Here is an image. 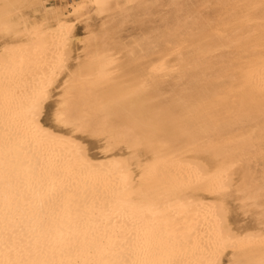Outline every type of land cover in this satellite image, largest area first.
<instances>
[{
    "label": "bare ground",
    "instance_id": "obj_1",
    "mask_svg": "<svg viewBox=\"0 0 264 264\" xmlns=\"http://www.w3.org/2000/svg\"><path fill=\"white\" fill-rule=\"evenodd\" d=\"M99 2L0 0V264H264V0Z\"/></svg>",
    "mask_w": 264,
    "mask_h": 264
},
{
    "label": "snow or ice",
    "instance_id": "obj_2",
    "mask_svg": "<svg viewBox=\"0 0 264 264\" xmlns=\"http://www.w3.org/2000/svg\"><path fill=\"white\" fill-rule=\"evenodd\" d=\"M101 3L99 2V0H97V4L96 7H101ZM73 15H75V13H72ZM14 24L15 22L12 20H8L5 19L4 21L0 22V30H3V34L6 37H12L14 32ZM75 27L74 23H69L68 24V28L72 29ZM48 97V92L47 90L44 92L43 94V99H38L33 101L32 107L30 109V116L28 118V122L30 125L33 126L34 130L37 133L42 134L45 138L47 139H52L55 140L57 137H55L54 135H52L51 133H49L42 125L41 123V117H42V107L41 105L43 104L44 100L47 99ZM57 119H63V117L59 114V112H57ZM119 163V162H118ZM209 167H213V165L211 164V162H209ZM126 180H130V179H134V176H128L125 177ZM127 187H131L130 184L127 185ZM250 237H244V239H248ZM216 264H219V261L216 262Z\"/></svg>",
    "mask_w": 264,
    "mask_h": 264
},
{
    "label": "rangeland",
    "instance_id": "obj_3",
    "mask_svg": "<svg viewBox=\"0 0 264 264\" xmlns=\"http://www.w3.org/2000/svg\"><path fill=\"white\" fill-rule=\"evenodd\" d=\"M78 29L81 31L80 26H78ZM59 91H56L55 95L51 99V101L47 105V109L45 112V115L43 117L44 123L52 128H56L53 118H52V109L50 107V103H52L53 100L56 99ZM84 142L87 144V147L91 153V155L98 157L99 156V144L90 137H85ZM231 222L237 226H243L246 224H249V219L242 217L241 212L237 209L236 205L234 203L231 204ZM226 264V263H225Z\"/></svg>",
    "mask_w": 264,
    "mask_h": 264
}]
</instances>
